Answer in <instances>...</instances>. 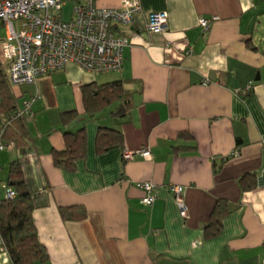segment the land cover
Here are the masks:
<instances>
[{
	"label": "crops",
	"instance_id": "1",
	"mask_svg": "<svg viewBox=\"0 0 264 264\" xmlns=\"http://www.w3.org/2000/svg\"><path fill=\"white\" fill-rule=\"evenodd\" d=\"M75 2L85 0L66 5ZM94 3L119 8L121 0ZM139 4L134 24L117 32L128 40L121 73L67 65L13 89L19 105L34 100L24 155L0 151V196L19 158L37 239L48 255L37 264H264V0ZM159 12L166 30L148 32L147 15ZM213 17L203 32L199 20ZM115 81L131 94L128 113L112 116V104L88 116L86 93ZM99 127L119 132L121 146L98 153ZM79 128L84 158L71 172L58 169L52 152L66 147L64 132ZM124 152L132 158L123 160ZM144 182L155 185L151 206L141 202ZM173 185L184 189L186 218ZM218 201L226 212L210 237L205 228ZM78 208L86 212L82 221L61 218L60 209ZM0 264H11L1 247Z\"/></svg>",
	"mask_w": 264,
	"mask_h": 264
},
{
	"label": "built area",
	"instance_id": "2",
	"mask_svg": "<svg viewBox=\"0 0 264 264\" xmlns=\"http://www.w3.org/2000/svg\"><path fill=\"white\" fill-rule=\"evenodd\" d=\"M71 0H0V56L6 67L9 83L19 88L33 85L38 78L74 65L89 74H119L123 69L122 51L128 46L125 36L117 34L131 27L140 13L139 0H121L119 8H99L94 0L75 2L69 20L63 21L62 10ZM200 19L203 32L212 21ZM166 14L147 15L145 29L154 34L166 30ZM248 87L245 91L249 90ZM34 98L22 103L25 118L30 117ZM12 147L0 142V151ZM142 158L150 157L148 150L137 152ZM132 152H124L123 160H130ZM142 204L151 206L155 201V185L140 183ZM182 218H186L184 189L173 185L169 188ZM14 192L6 189L5 199H12Z\"/></svg>",
	"mask_w": 264,
	"mask_h": 264
},
{
	"label": "trees",
	"instance_id": "3",
	"mask_svg": "<svg viewBox=\"0 0 264 264\" xmlns=\"http://www.w3.org/2000/svg\"><path fill=\"white\" fill-rule=\"evenodd\" d=\"M14 88L7 79L6 67L0 56V142L6 146L11 144L21 157L28 145V132L26 118L22 114L23 105H19ZM84 101L85 113L91 118L112 104H117L111 114L114 117H123L132 107L131 94L119 81L95 87L86 93ZM73 115L74 113L64 114L62 120L65 122L63 117ZM63 136L66 139V147L62 151H53L52 160L58 169L71 172L75 162L84 158L85 132L83 128H79L75 132H64ZM121 143L122 136L119 132L98 128L95 138L98 153L121 146ZM7 176V189L14 192V197L5 199L4 194L0 196V247L7 253L11 264L44 263L48 255L37 239L32 219L31 195L22 179L19 158L9 165ZM221 205L223 202L218 201L212 211L205 228L207 236H214L220 230L221 215L223 211L226 212V206L221 209ZM60 216L63 220L78 222L86 217V212L83 208L60 209Z\"/></svg>",
	"mask_w": 264,
	"mask_h": 264
},
{
	"label": "rangeland",
	"instance_id": "4",
	"mask_svg": "<svg viewBox=\"0 0 264 264\" xmlns=\"http://www.w3.org/2000/svg\"><path fill=\"white\" fill-rule=\"evenodd\" d=\"M71 6L70 5H66L64 8H63V12H62V19L63 21H67L69 20V17H70V9ZM4 38V33L2 30H0V40H2Z\"/></svg>",
	"mask_w": 264,
	"mask_h": 264
}]
</instances>
